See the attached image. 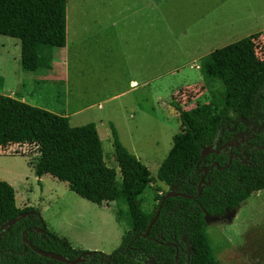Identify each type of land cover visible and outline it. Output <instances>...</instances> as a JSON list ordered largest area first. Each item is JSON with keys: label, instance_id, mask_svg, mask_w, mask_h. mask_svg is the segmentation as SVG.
Listing matches in <instances>:
<instances>
[{"label": "rangeland", "instance_id": "1", "mask_svg": "<svg viewBox=\"0 0 264 264\" xmlns=\"http://www.w3.org/2000/svg\"><path fill=\"white\" fill-rule=\"evenodd\" d=\"M130 3L155 6L149 0H67L66 44L54 51L49 72H22L19 41L0 36V95L68 117L71 127L94 124L104 162L119 181L112 125L123 147L149 171L151 187L142 196V209L149 212L155 188L169 191L157 174L181 132L180 113L219 104L224 93L217 76L207 73L209 54L259 32L264 45V0L171 3L166 25L156 21L155 8L136 9L133 17L140 20L132 24ZM37 158L32 147L0 148V181L14 190L15 206L38 210L46 229L74 249L105 255L117 250L131 228L125 206L117 201L99 207L65 183L36 177ZM206 222L222 264H264V190Z\"/></svg>", "mask_w": 264, "mask_h": 264}, {"label": "trees", "instance_id": "2", "mask_svg": "<svg viewBox=\"0 0 264 264\" xmlns=\"http://www.w3.org/2000/svg\"><path fill=\"white\" fill-rule=\"evenodd\" d=\"M66 6L67 0H0V36L19 41L22 72L53 69L54 51L66 44ZM261 40L262 33H255L209 54L207 73L217 76L224 89L220 103H201L180 113L181 132L157 174L168 190L189 198L165 199L145 238L142 235L165 193L155 188V206L149 212L142 209V196L151 187L149 171L123 147L112 125L119 181L116 171L104 162L94 124L71 127L67 117L0 95L1 149L32 147L38 157L33 167L36 177L48 175L65 183L69 191L96 206L120 201L126 208L131 228L123 233L119 248L110 255L92 252L82 264H176L175 254L179 264H222L207 236V217L223 218L264 190ZM251 127L256 128L249 140L251 149L241 158L229 163L228 155L220 153L200 160L201 152L212 142L220 146ZM203 168L207 173L198 196ZM21 213L29 215L0 235V264H63L34 253L23 243V236L36 249L69 260L85 252L49 232L38 210L17 208L14 190L0 181V226ZM38 229L42 232H36Z\"/></svg>", "mask_w": 264, "mask_h": 264}, {"label": "water", "instance_id": "3", "mask_svg": "<svg viewBox=\"0 0 264 264\" xmlns=\"http://www.w3.org/2000/svg\"><path fill=\"white\" fill-rule=\"evenodd\" d=\"M232 145L233 144H229L228 146L231 147ZM228 146L226 145V146H223L221 149H215L214 146H213V142H212L209 146H207L201 152L200 160L203 159L204 157H206L209 154L224 153L223 150L226 147H228ZM231 159L232 158L229 157V163H230ZM202 172H203V174H202V176H201V178L199 180V183L197 185L198 196L201 194V191L203 189V181H204V177L206 175L207 169L203 168ZM173 197L189 198L187 195L181 194V193H177L175 190H169L168 192H166L164 197L160 201V203H159V205H158V207H157V209L155 211V214H154L152 220L149 222L145 233L142 235V238H145L147 236V234L149 232V229L151 228L153 223L157 220L158 215H159L160 210H161V206H162L163 202L165 201V199L173 198ZM28 215H29L28 213H21L17 217H15L12 220H9L8 222H6L3 225H1L0 226V235H4L5 233H7L10 230L12 225H14L20 219L26 218ZM36 232H42V230L38 229V230H36ZM22 241L27 247H29L34 253L38 254L39 256H42L44 258H48V259H51V260H55V261L61 262L63 264H82V263L87 262L92 257V252H84V253L80 254L77 258H75L74 260H69V259H67L64 256H61V255H58V254H55V253H52V252H45V251L36 249L34 246L31 245V243L24 236L22 238ZM175 261H176V264H179L178 261H177L176 254H175ZM100 264H102V262H100Z\"/></svg>", "mask_w": 264, "mask_h": 264}, {"label": "crops", "instance_id": "4", "mask_svg": "<svg viewBox=\"0 0 264 264\" xmlns=\"http://www.w3.org/2000/svg\"><path fill=\"white\" fill-rule=\"evenodd\" d=\"M185 1H188V0H149L150 3L155 5V6H151V7H149L147 3L142 4V5H137V6L134 5V3L133 4L130 3L129 4V11L131 10L130 11L131 13H129V21L132 22V24H134L137 20H140V19L135 20L133 17V16H136V12H135L136 9L138 10V12H141L142 10H145V9L152 10L153 8H155L156 11H158V12L160 10L158 16H156V21L161 23L162 19H163L164 20L163 23L166 25L167 24V18H168V12H169L168 8H169L170 4L171 3H181V2H185ZM193 14H194V12H192V15ZM148 18H150V17H148ZM145 19L146 18L143 17L144 22H145ZM147 25L149 26V29H150V26L152 25L151 20L147 19ZM198 67L200 68V66H196L195 69H198ZM132 84L134 85L136 83L134 81H132ZM38 178H40V177H38ZM117 220L119 221L118 217H117Z\"/></svg>", "mask_w": 264, "mask_h": 264}, {"label": "flooded vegetation", "instance_id": "5", "mask_svg": "<svg viewBox=\"0 0 264 264\" xmlns=\"http://www.w3.org/2000/svg\"><path fill=\"white\" fill-rule=\"evenodd\" d=\"M255 129V127H251L248 132L246 131L233 135L228 141L220 146H217V143L213 142V146L215 149H221L223 146L233 144L231 147H226L223 151L228 155V158L231 157L232 159H239L245 155V152L248 149H251L249 140L252 138ZM233 150H236L235 154L232 153Z\"/></svg>", "mask_w": 264, "mask_h": 264}]
</instances>
